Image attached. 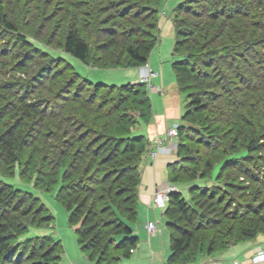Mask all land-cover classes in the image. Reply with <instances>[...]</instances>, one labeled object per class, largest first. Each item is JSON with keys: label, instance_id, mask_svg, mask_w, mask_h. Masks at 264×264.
<instances>
[{"label": "trees", "instance_id": "1", "mask_svg": "<svg viewBox=\"0 0 264 264\" xmlns=\"http://www.w3.org/2000/svg\"><path fill=\"white\" fill-rule=\"evenodd\" d=\"M122 1L129 3L128 0ZM161 2L162 0H146L142 6L144 9L142 13L157 18ZM122 3L118 2L113 5L119 8ZM94 5H96L95 2ZM130 5L132 9L138 7L136 1H132ZM174 11L175 18L172 22L174 29L173 56L178 59L173 63L172 69L177 91L184 93L187 97V108L181 118L182 124H179L177 131V137L182 141L177 143V153L179 154H176L175 160L166 166L167 182L175 184L183 177L191 179L194 174L192 168L179 167L180 164L185 165L193 161L189 156L181 157L185 138L199 147L196 148L198 155L199 151L204 149L219 150L224 156L208 179L215 183L223 181L222 178L229 166L232 171L228 178H234L233 174H237L249 180L250 183L258 184V187L251 190V187L246 188L223 181V185L240 193L238 197L232 194L224 196L226 198H224L225 209L234 205V209L228 213L227 209L219 206L224 202L221 196L217 200L218 207H214L215 203L205 208L202 198L213 201L215 192H217L214 189L216 188L220 192L219 187H214V185H189V200L181 192H171L166 201V208H164L170 247V255L166 264H176L177 259L186 253L193 243L191 233L186 229L178 228L176 223L172 222L171 212L172 214L178 213L183 217L182 221L190 224L196 220L198 225L193 226L192 231L188 230L192 233L207 232L218 228V233L207 241L205 252L210 254L208 258L217 250L224 253L231 245L250 241L258 234L264 235V198L259 201L264 196V173L260 178L257 166H254L255 169L252 171L249 164H245L253 161L252 153L256 151L255 144L259 139L256 128L259 124L260 114L259 112L253 114L248 108L252 107L251 102L255 101L251 98V92L257 91L258 88L257 85H253V75L251 76V74L262 69L264 71V0H184L176 5ZM182 12L187 15L188 19H195V22L180 19L179 15ZM121 14L123 15L120 16L126 15L122 12ZM0 26L7 31L16 30L13 24L7 20L1 6ZM146 27H148V31H153L151 33L146 30L147 38L123 48L131 68L146 65L150 53L160 42L159 24L154 23ZM181 27H185L184 30H181ZM148 37L150 38L148 39ZM18 39L25 45L30 44L27 38L22 35H19ZM30 45L40 57L50 56L37 45L33 43ZM89 53V44L80 37L78 29L75 27L69 29L64 38V54L84 65L94 67L87 60ZM59 60L65 63L67 69L72 70V77L79 79L83 84L93 85L94 88L106 86L93 84L81 78L69 63L62 59ZM42 68L44 69V67ZM37 77L39 80H45L40 73ZM73 85L74 82H69L67 87L70 91ZM141 87L142 84L137 83L121 85L119 89L131 92L138 97L142 94L139 90ZM56 98L62 103L57 105L56 102L45 101L44 105L48 107L55 105V109L59 111L47 113V110L38 111L34 105L21 104L15 113L23 125L18 130L15 127H9L5 131L0 129V169L8 164L16 166L19 163L21 157L18 154L23 152L27 142L35 140L33 135L39 131L46 120L58 118L61 124L72 121L73 125H80L79 129L88 128V132L95 126L100 127L102 130L100 132L92 130L94 137L89 142L84 141L86 136L82 134L71 139L72 141L64 142L66 147L62 149L61 158L54 160L57 165L56 171L60 170L63 175L62 184L58 186L55 200L68 211V222L70 226L75 227L77 244L90 264H102L100 257L97 256V251H102L100 248L102 245L106 247L104 246L106 240L109 243L113 241L116 243L115 248L120 251V254L116 257L115 262L120 264L121 260L130 257L139 240L132 228V225L138 221V195L142 177L138 171L137 163L140 157L148 153L149 145L152 142L143 133H131L124 136L108 134L109 126L107 124L99 126V116L96 113L89 121L90 115L94 114L92 107L95 99L93 97L82 102L80 101L81 95L75 94L68 101V98L60 93ZM67 101L73 106L72 114L71 110L66 114L63 113ZM141 101L146 107L144 115H150L152 106L146 93L143 94ZM256 103L255 111L264 109L262 108L264 101ZM88 108L92 110H83H88ZM82 113H87L86 119ZM111 115L112 112H109L106 117ZM141 117H144L143 114ZM79 120H82L83 123L79 124ZM195 133L200 134L205 141H198V139L195 141L193 138ZM229 140L230 145L226 144ZM238 143L244 145L247 154L240 156L236 152H226L229 146L232 150ZM75 145H78V148L73 153L72 149ZM184 149L187 153L191 146L186 145ZM87 151H90V154L95 158L101 159L100 163H103L101 165L107 164L106 169L89 173L92 167L97 165L94 158L87 160L81 169L79 161L82 159L83 153H87ZM242 158L243 160H241ZM193 162L195 165L200 163V161ZM205 167L209 169L211 162H205ZM198 175L199 179L205 178L201 172ZM5 186L3 185L4 189L0 190V257L10 253L12 248L19 244L25 243L24 247L31 240L38 239L44 242L50 240L56 245L54 256L40 254L39 262L41 264H56L63 255L60 242L53 240L52 235L24 237L29 232L30 226L23 225L21 222L14 223L12 219L7 218L6 211L3 210L8 200L16 199L19 191L27 193L31 198L34 195L9 184ZM191 202L194 203V206L191 205ZM172 208L174 210H171ZM45 210L49 214V217H45V222L50 224L53 221V216L49 209ZM81 210V218L77 221ZM101 216H107V220L102 219ZM223 220L228 222L224 223ZM106 228H110V231L105 233L103 231ZM92 232H96V234H93L89 242L86 241ZM175 232L179 234L176 235ZM110 233L112 236H108ZM219 234L221 236L218 239L216 236ZM14 238L16 243H13ZM202 247L203 245H201ZM31 258L33 259L32 255L27 257L26 261L32 262Z\"/></svg>", "mask_w": 264, "mask_h": 264}, {"label": "rangeland", "instance_id": "2", "mask_svg": "<svg viewBox=\"0 0 264 264\" xmlns=\"http://www.w3.org/2000/svg\"><path fill=\"white\" fill-rule=\"evenodd\" d=\"M128 1L129 3H124L122 0H0V6L7 20L16 28L15 31H7L0 26L1 130L5 131L9 127H15L16 130H18V128L23 125L22 121H19L15 113L16 109H18L21 104L34 105V108L38 111L47 110V113L52 111L54 113L59 110L55 109V105H50L49 107L44 105L45 101L52 103L56 102L58 105L62 103L57 101L56 97L58 94H63V96L68 98V101L77 94L81 95L80 101L82 102L90 97L95 99V103L92 107L94 114L90 115L89 121L95 113L96 115L98 114L99 126L107 124L109 126L108 134L111 133L113 135L124 136L131 133H143L152 141L149 145L148 153L140 157L137 163L140 174L143 175L148 162L154 164L157 157L160 155L168 156L165 158V161H170L171 156L174 158L177 157L176 154L179 153H177L176 148H171L172 151H168V153L165 154H156L155 157H150L149 153L151 150L153 151L156 149L154 141L161 140L166 146L170 144L172 146L175 141H177V143L180 141L178 137H176L177 140L169 143L167 130L173 126L174 123L182 124L181 118L187 108V97L184 93L177 91L172 69L173 63L178 59L173 56L174 29L172 22L175 18L174 10L176 5L184 0H162L157 18L152 17L150 14L142 13L144 10L142 6L146 0ZM132 1H136L139 8L132 9L130 5ZM94 2L96 5H94ZM118 2H123L121 4L122 6H119V8L113 5L118 4ZM94 11L96 15H94ZM121 12L126 13V15L120 16L123 15ZM179 18L187 22H195V19H188L187 15L183 12L179 15ZM154 23L157 25L159 24L160 42L150 53L146 65L139 68H131L123 51L124 46L138 43L147 38L145 33L148 27L146 26ZM73 27L77 28L80 37L88 42L90 53L87 60L90 64H93L94 67L84 65L80 61L64 54V38L67 31ZM184 28L181 27V30H184ZM147 32L152 33L153 31L147 30ZM19 35L26 37L30 44L33 43L37 45L42 51L50 54L53 58L50 56L40 57L38 52L33 50L32 45H25L18 39ZM149 38L150 37H148V39ZM181 39L183 40V38ZM59 59L69 63L81 78L93 84H103L106 86L94 88L93 85L88 86L83 84L79 79H74L71 75L72 70L67 69L65 63L61 62ZM42 67H44V69ZM149 71L156 72L158 76H155L156 78L143 79L144 77L141 76L149 74ZM39 73L45 80L38 79L37 76ZM252 75V83L253 85H257L258 88L257 91L251 92V98L255 101H253L254 103L251 102L252 107L248 108V110L252 111L253 114L255 112H259L260 114L259 124L256 128L259 139L255 144L256 151L252 153L254 155L253 161L251 160L245 164H249V168L252 171L255 169L254 166H257L259 168L258 176L262 178L261 174L264 173V109L260 107L261 110L255 111L256 107L254 108V106H256L257 101L259 103L264 101V71L262 69L255 74L252 73L251 76ZM185 81L188 80L185 79ZM69 82H74L71 91L67 87ZM137 83L142 84V87L139 89L142 94L138 97L131 92L119 89L121 85ZM144 93L148 95L151 102L152 108L150 115H144L146 114V107L141 101ZM68 101L63 109V113L65 112L66 114V112L71 110L72 114L73 106ZM104 102L108 103L105 104ZM83 110L91 111L92 109L88 108V110ZM109 112H112V115L106 117ZM142 114L144 117H141ZM84 115L86 119L87 113ZM80 117L82 116L80 115ZM213 117L215 116L213 115ZM164 119L169 123V126L165 129L164 138H161L154 134V132L156 130H158V132L161 131ZM50 121L51 123H49ZM59 121L58 118L44 121V125L33 135L35 136V140L27 142L22 150L23 152L18 154L21 157L19 163L16 166L8 164L0 169V175L2 176H0V190L4 189L2 187L3 185L9 184L15 188L18 187L24 191H29L34 195V197L31 198L27 193L19 191V195L16 199L8 200L3 210L6 211L5 215L7 218L12 219L14 223L21 222L23 225L30 226L29 232L24 237L52 235L53 240L60 242L63 248V255L56 264H90L77 244L75 227L70 226L68 222V211L55 200L56 191L58 186L62 184L63 176L60 170L56 171L57 165L55 161L61 158L62 149L66 147L64 143L66 140L69 141L82 134L86 136L84 141L89 142L94 137L92 130L96 132L102 130H100V127L95 126L88 132V128L79 129L80 125H73L72 121L64 124H61ZM81 123H83V121L79 120V124ZM193 138L195 141L197 139L198 141H205L200 134L195 133ZM230 140L227 141L226 144L230 145ZM183 143L185 144L184 147L189 145L191 149H188L189 152L186 153L183 147L181 157L189 156L191 160L195 162L200 161V163L195 165L194 162L191 161L185 165L180 164L179 167L181 168L185 166L186 168H192V170H194L191 179L183 177L179 180L180 184H178L179 182L169 184L166 177L165 181L161 182L160 189H166L167 185L173 188L177 187L178 190L175 189L173 192H181L183 196L189 200V185L194 184L201 186L203 184H209L217 188L219 187L220 192H218V189L213 188L217 191L215 192L214 199H212L213 201L202 198L206 208L215 203L216 206L214 207H218L217 205L219 202L217 200L220 196L223 199L225 195L230 196L232 194L237 197L239 196L240 193L238 191L229 189V187L223 185V181H228L238 186H245L246 188L251 187V190L258 187V184L250 183L249 180L237 174H233L234 178H228V175L232 171L229 166L222 178L223 181L215 183V181L208 179V177L212 175V171L219 166L224 156L219 150L209 151L204 149L200 150L198 155L196 148L199 147H197V145L187 141L185 138ZM77 148L78 145H75L72 152L74 153ZM226 152H236L240 156L246 153L244 145L239 143L232 150L229 146ZM90 153V151L83 153L82 159L79 161L80 168L83 169L82 167L87 160L94 158V162L97 165L93 166L89 173L93 171L96 172V170H105L107 164L101 165L103 164L100 163L101 159L95 158ZM200 155H202V157H200ZM174 160L175 159H173V161ZM241 160H243V158ZM207 161L211 162V167L209 169L205 167V162ZM165 171L167 176L166 168ZM200 172L205 175V178L199 179L200 176L198 174ZM78 176L80 175L78 174ZM150 176L153 178L152 173H150L149 177ZM149 177H147V179ZM151 177L150 179H152ZM140 185H142V181ZM263 198L264 196L261 197L259 201ZM225 199L224 202L219 205L221 207L223 206V209H225ZM193 204L194 203L191 202V205ZM153 205L152 201L151 206L155 208ZM166 205L167 203L164 208H166ZM46 208L50 210L53 216V221L50 224L45 222V217H49V214L45 210ZM233 209L234 205H230L226 212H231ZM138 210L139 209H137V211ZM142 210L145 217L147 210L146 208H142ZM171 210L174 209L172 208ZM164 211L165 209L162 211L163 215L161 217L160 228L162 230L161 242L163 243L165 255H167L169 251V235ZM81 214L82 210L80 211V216H78L77 221L80 220ZM137 214L139 215V211ZM159 214L160 212H157V215ZM101 218L107 220V216H101ZM171 220L176 223L178 228L186 229L187 232L191 233L193 242L187 252L177 259L176 264H196L204 259L207 260L208 255H210L205 252L207 241L211 239L214 234L218 233V228L216 227V229L207 232L197 231L192 233L191 231L194 229L192 227L198 225L196 224V220L190 224L182 221L183 217L181 215L178 213L172 214V212ZM222 222L227 223L228 221L223 220ZM48 229L51 230L49 231ZM108 231H110V228L104 229L103 232L106 233ZM177 233L175 232L176 235ZM93 234H96V232H92L89 235L90 238H87L86 241L89 242ZM108 236H112V233H110V235L108 234ZM220 236L219 234L216 237L219 239ZM13 243H16L15 238ZM27 243L28 244L24 247L23 245H25V243L19 244V246L12 248L10 253H6L4 257H0V264H41L39 262L40 254H47L49 257L54 256L56 245L50 240L49 242H44L43 240L37 239L28 241ZM107 243H109L107 240L106 242L104 241V246L106 247L102 245V247H100L102 251H97V256L98 258L100 257L102 264H117L115 261L120 251L115 248L116 243L114 241L109 244ZM243 243H249V245L258 247V249L264 248V235L258 234L254 239ZM201 245H203L204 248H201ZM233 246L236 245L229 246V249ZM222 253L223 251L217 250L211 254V257L220 256ZM30 255L33 256V259L31 258L32 262L30 261L29 263L26 260Z\"/></svg>", "mask_w": 264, "mask_h": 264}, {"label": "crops", "instance_id": "3", "mask_svg": "<svg viewBox=\"0 0 264 264\" xmlns=\"http://www.w3.org/2000/svg\"><path fill=\"white\" fill-rule=\"evenodd\" d=\"M168 126L169 123L166 121V119H164V124L161 131L158 132V130H156L154 134H156L161 138H164L165 129ZM166 157L168 156H164V155L158 156L154 164L152 162H148L146 168L144 169L141 180L142 185H140V189H139L138 221L136 222V224L132 225L133 232L136 236H138L139 240L130 257L128 259L121 260L120 264H166L168 260V257L170 255V247L167 255H165L163 243L161 242L162 230L160 228L161 226L160 224L162 220L161 217L163 215L162 211L164 209L161 210L158 208H153L151 206L154 193L156 192L157 189L160 188L161 182L165 181L167 177L165 171L167 163L172 162L174 159V157L171 156L170 158L172 161L170 159H169L170 161H165ZM150 173L153 174V178L150 176L152 179H150L149 177ZM147 177L149 178L147 179ZM175 189H177V187ZM142 208H146L147 210L145 217L143 215ZM157 212H160V214L157 215ZM147 222L157 223L158 230L155 235L153 236L147 235L146 231L144 230V225ZM257 251H258V247H252L251 245H249V243H243L231 247L226 252L222 253V255L220 256H212L209 257L208 259L220 260L222 261V264H232L231 261L232 258H236L237 260L243 262L244 264H247L250 258ZM205 261L206 259H204L203 261H199L196 264H202Z\"/></svg>", "mask_w": 264, "mask_h": 264}, {"label": "built area", "instance_id": "4", "mask_svg": "<svg viewBox=\"0 0 264 264\" xmlns=\"http://www.w3.org/2000/svg\"><path fill=\"white\" fill-rule=\"evenodd\" d=\"M148 69V68H147ZM150 70V69H149ZM150 73L145 75V76H141L144 77L143 79H148V78H152V77H157V73L154 71H149ZM155 77V78H156ZM143 81V80H142ZM178 127L179 124L178 123H174L173 126H171L168 130H167V137L169 139V143H171L174 140H177V131H178ZM156 144V149L155 150H151L149 155L150 157H155L156 154H165L168 153V151H172L173 148L177 149V141L174 142V144L171 146L168 145L166 146L161 140L159 141H154ZM168 143V144H169ZM158 145V146H157ZM172 148V149H171ZM175 149V150H176ZM149 158V157H148ZM175 190V188L171 187V186H166V189H157L156 192L154 193L153 196V206L155 208L158 209H164L166 201L168 199V195L173 192ZM144 230L146 231L148 236H153L156 234L158 227H157V223L156 222H147L144 225ZM264 263V248L258 249V251L250 258L249 262L247 264H263ZM203 264H222V261L220 260H214V259H208L206 260ZM232 264H244L243 262L233 258L232 259Z\"/></svg>", "mask_w": 264, "mask_h": 264}]
</instances>
